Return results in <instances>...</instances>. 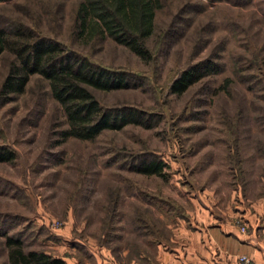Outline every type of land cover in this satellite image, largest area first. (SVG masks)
I'll use <instances>...</instances> for the list:
<instances>
[{
    "label": "rangeland",
    "instance_id": "374dc122",
    "mask_svg": "<svg viewBox=\"0 0 264 264\" xmlns=\"http://www.w3.org/2000/svg\"><path fill=\"white\" fill-rule=\"evenodd\" d=\"M113 1L0 3V24L23 23L129 76L126 89L93 91L101 106L133 107L152 118L150 128L125 125L90 141H60L63 110L40 76L0 99V146L16 153L0 163V232L18 237L24 250L58 243L64 232L74 248L89 242L138 257L197 201L235 211L241 200L264 213V0H160L145 41L148 62L99 33L91 16L72 34L80 2L98 10ZM207 59L216 73L170 92L183 69ZM9 60L1 54L0 84ZM150 160L162 163L160 175L133 171ZM2 244L0 237L5 264Z\"/></svg>",
    "mask_w": 264,
    "mask_h": 264
},
{
    "label": "trees",
    "instance_id": "16d2710c",
    "mask_svg": "<svg viewBox=\"0 0 264 264\" xmlns=\"http://www.w3.org/2000/svg\"><path fill=\"white\" fill-rule=\"evenodd\" d=\"M6 0H0V3ZM113 7L96 10L80 2L74 16L72 34L80 33L88 16L95 18L114 42L125 46L141 60L148 62L151 53L146 39L151 32L153 9L160 0H114ZM99 7H103L100 5ZM10 56L8 70L0 84V99L9 101L24 92L29 77L37 74L47 82L52 99L62 108L67 127L58 132L60 141L74 138L93 140L103 130H118L125 125L150 128L151 115L133 107L106 108L100 105L93 91L107 92L128 88L129 76L92 63L85 55L67 48L61 42L40 35L23 23L11 27L0 24V56ZM218 71L210 60L193 64L181 71L170 84L172 94H180L189 85L207 74ZM14 150L0 146V163H10ZM162 163L143 161L133 171L144 175H160ZM5 249V264H64L40 250H24L18 237L0 232Z\"/></svg>",
    "mask_w": 264,
    "mask_h": 264
},
{
    "label": "crops",
    "instance_id": "0c3cea01",
    "mask_svg": "<svg viewBox=\"0 0 264 264\" xmlns=\"http://www.w3.org/2000/svg\"><path fill=\"white\" fill-rule=\"evenodd\" d=\"M237 203L235 211L192 203L190 212L167 226L168 235L155 240L151 252L140 247L138 257L128 249L120 252L89 242L74 248L64 232L58 243L46 242L32 250L43 251L64 264H238L242 255L251 264H264V213L259 204L246 207L241 200Z\"/></svg>",
    "mask_w": 264,
    "mask_h": 264
},
{
    "label": "built area",
    "instance_id": "2783aa9c",
    "mask_svg": "<svg viewBox=\"0 0 264 264\" xmlns=\"http://www.w3.org/2000/svg\"><path fill=\"white\" fill-rule=\"evenodd\" d=\"M243 230H244V228L241 227V228H240V231H243ZM237 261H238V264H251L250 259H249L248 257L244 256V255L239 256V257L237 258Z\"/></svg>",
    "mask_w": 264,
    "mask_h": 264
}]
</instances>
